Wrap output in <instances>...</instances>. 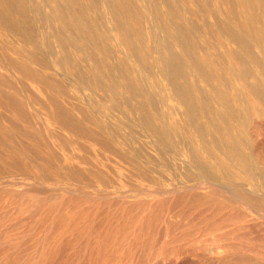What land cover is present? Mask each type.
I'll use <instances>...</instances> for the list:
<instances>
[{
	"label": "rangeland",
	"instance_id": "rangeland-1",
	"mask_svg": "<svg viewBox=\"0 0 264 264\" xmlns=\"http://www.w3.org/2000/svg\"><path fill=\"white\" fill-rule=\"evenodd\" d=\"M69 1L0 0V264H264V0Z\"/></svg>",
	"mask_w": 264,
	"mask_h": 264
},
{
	"label": "bare ground",
	"instance_id": "bare-ground-1",
	"mask_svg": "<svg viewBox=\"0 0 264 264\" xmlns=\"http://www.w3.org/2000/svg\"><path fill=\"white\" fill-rule=\"evenodd\" d=\"M38 1V0H37ZM45 2H47V0H44ZM49 1V5L51 6V8H52V11H54L55 12V14H56V17H57V20H59L65 27H68V25L70 24V22H65V21H63V19H61L60 17H59V15H58V11L59 12H62L61 11V9H59V7L57 6V0H48ZM91 1L92 0H82V3L87 7V9H90V6H91ZM115 1V0H114ZM89 2H90V4H89ZM67 3L70 5L71 4V1H69V0H67ZM87 3V4H86ZM115 3V2H114ZM262 5V4H261ZM32 8V7H31ZM257 8V7H256ZM259 9V8H258ZM260 10V9H259ZM8 12V11H7ZM17 13V12H16ZM27 14V13H26ZM3 15V14H2ZM21 15V14H20ZM14 16V15H13ZM33 16V15H32ZM30 17V16H29ZM38 19V18H37ZM113 19L115 20L116 18L113 16ZM129 17H127V21H129ZM131 24H132V22H131V19H130V21H129ZM114 24V23H113ZM48 30V29H47ZM114 41L117 43V44H119V45H122V46H124L126 49H129V44H127L126 42H125V35H124V33H123V31H120V29H116V27H115V30H114ZM243 32V31H242ZM253 33V32H252ZM256 37V36H255ZM18 40V39H17ZM48 40V39H47ZM30 41V40H29ZM32 41V40H31ZM250 42H251V39L249 40ZM36 43V42H35ZM253 44V43H252ZM260 44V43H259ZM34 45V44H33ZM262 45V44H261ZM229 48V47H228ZM255 48V47H254ZM261 49V48H260ZM88 50V49H87ZM85 58V57H84ZM23 63V62H22ZM144 63V62H143ZM36 64V63H35ZM241 68V67H240ZM43 72V71H42ZM35 74V73H34ZM135 79V78H134ZM108 80V79H107ZM124 81H126V80H124ZM130 83H131V81H130ZM249 83V82H248ZM134 84V83H133ZM240 88V87H239ZM248 88V87H247ZM130 93V92H129ZM133 95V94H132ZM131 95V96H132ZM256 95V94H255ZM253 98V97H252ZM176 99V98H175ZM260 100V99H259ZM257 102V101H256ZM258 104V103H257ZM258 106H259V104H258ZM263 110V109H262ZM218 111V110H217ZM216 111V112H217ZM231 112V111H230ZM228 113V112H227ZM209 114V113H208ZM255 114H256V112H255ZM221 115V114H220ZM225 115H226V113H225ZM257 115V114H256ZM260 116V115H259ZM230 119H228V121H229ZM219 121V120H218ZM223 122V121H222ZM201 140V139H200ZM206 140V139H205ZM218 145V144H217ZM208 146V145H207ZM211 152V151H210ZM225 152V151H224ZM211 154V153H210ZM229 155V154H228ZM211 156H213V155H211ZM238 156V155H237ZM213 158V157H212ZM218 160V159H217ZM218 165H219V163H217ZM221 167V166H220ZM230 167V166H229ZM225 169V168H224ZM227 174V173H226Z\"/></svg>",
	"mask_w": 264,
	"mask_h": 264
}]
</instances>
